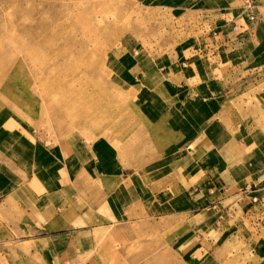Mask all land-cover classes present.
Wrapping results in <instances>:
<instances>
[{"label":"rangeland","instance_id":"rangeland-1","mask_svg":"<svg viewBox=\"0 0 264 264\" xmlns=\"http://www.w3.org/2000/svg\"><path fill=\"white\" fill-rule=\"evenodd\" d=\"M226 6L264 19V0H0V190L23 181L37 154L42 169L45 152L66 150L70 167L97 177L108 166L137 187L131 216L67 251L0 240V264H264L259 200L243 194L250 178L239 181L252 170L207 185L193 169L250 142L243 162L254 166L251 149L264 145L263 38L251 45L260 52L190 51L213 37ZM67 92L85 93L81 115L56 101ZM224 92L238 100L220 104Z\"/></svg>","mask_w":264,"mask_h":264},{"label":"crops","instance_id":"crops-1","mask_svg":"<svg viewBox=\"0 0 264 264\" xmlns=\"http://www.w3.org/2000/svg\"><path fill=\"white\" fill-rule=\"evenodd\" d=\"M223 9L225 10L221 11L226 12L220 14V20L216 21L212 27L215 28L213 37L209 36L200 41L198 48L193 47L190 51L216 52V54L257 51L251 45L256 40L259 41V38H263L260 41L264 40V34L257 33L264 27V19L256 23L250 22L249 18L245 19L242 12H239L243 8H232L231 13L227 12L230 9L229 6ZM242 88L244 90L247 87ZM226 94L228 93L224 92L220 104L229 105L230 102L238 100L232 99V96H225ZM212 95L210 92L208 97L213 101ZM257 134L264 138V131L260 130ZM204 138H209V135L205 133ZM251 144L252 142L248 145L244 144L243 148H240L230 143L229 147L217 153L218 159L205 158L193 169L199 170L198 182L207 185L221 184V182L230 184L231 179L236 182L238 179L234 178L236 174L233 169L235 168L248 169L247 172H252V175L244 176L239 181L250 178L244 181L248 183L244 186L243 194H248L250 201L252 198L259 200L257 204L251 205L252 214L254 218L264 223V182H262V176L256 173V170L261 168L260 163L264 162V154H262L264 145L261 148L254 146L251 149L252 152L258 153L256 165L254 163V166H246L243 157ZM192 146L185 150H189ZM192 154L190 151L189 155ZM40 159V154H37L35 166H31L23 181L15 180V186L0 190V240L32 237L31 241L55 244L56 247L65 248L67 251L69 242H72L71 239L83 237V234L96 230V225L106 228L107 225L114 224V220L126 217L127 214L132 215V196L134 193L137 195L132 174L124 177L122 172H112L108 166H97L93 174L97 177H91L85 166L83 168L79 164L69 166L70 153L67 150L62 152V155L55 152L51 155L45 152V167L42 169L38 167V163H42ZM65 160L67 161L64 162ZM184 164L185 162H179L176 167L180 170ZM234 182L231 183L235 184Z\"/></svg>","mask_w":264,"mask_h":264},{"label":"bare ground","instance_id":"bare-ground-1","mask_svg":"<svg viewBox=\"0 0 264 264\" xmlns=\"http://www.w3.org/2000/svg\"><path fill=\"white\" fill-rule=\"evenodd\" d=\"M29 37H32L31 35H29ZM21 51V50H20ZM6 53H8V52H6ZM59 55V54H58ZM56 60H58V57H56ZM58 67V68H57ZM57 67L55 68V67H53V68H55L54 69V71H53V73L55 72V71H59L60 70V68H59V66L57 65ZM52 73V72H51ZM77 82H78V80H76ZM62 88V90L64 91V93H65V89H68V88H71V86L69 85V84H67L64 88L63 87H61ZM61 89H59V91H60ZM71 92H67V94L64 96V97H60V98H58L60 95H58V96H56L55 97V99L56 98H58L56 101L57 102H59V104L60 105H63V104H66V106H67V109H65V111H64V114H66L67 116H74V114H76V115H78V111H79V113H80V115L82 114V111H83V109H85V107H83L82 105H81V102H83V104L84 103H88V101H86V99L84 98L85 96H84V94L85 93H79L78 94V96H80V97H78V98H76V97H74V96H72V97H70V99L71 100H67V96L70 94ZM61 102V103H60ZM63 103V104H62ZM92 103V102H91ZM90 103V104H91ZM60 111H63L62 109H60L59 110V112ZM77 111V112H76Z\"/></svg>","mask_w":264,"mask_h":264},{"label":"built area","instance_id":"built-area-1","mask_svg":"<svg viewBox=\"0 0 264 264\" xmlns=\"http://www.w3.org/2000/svg\"><path fill=\"white\" fill-rule=\"evenodd\" d=\"M251 19H253V18H251Z\"/></svg>","mask_w":264,"mask_h":264}]
</instances>
